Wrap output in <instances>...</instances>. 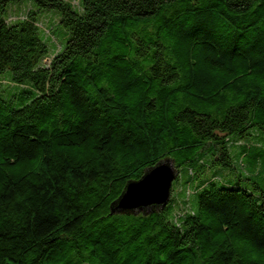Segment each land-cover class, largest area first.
I'll use <instances>...</instances> for the list:
<instances>
[{"label":"trees","instance_id":"1","mask_svg":"<svg viewBox=\"0 0 264 264\" xmlns=\"http://www.w3.org/2000/svg\"><path fill=\"white\" fill-rule=\"evenodd\" d=\"M20 1L0 0V264H264L259 159L217 170L264 152V0H33L60 14L54 54L35 12L8 21ZM165 159L168 204L112 213Z\"/></svg>","mask_w":264,"mask_h":264},{"label":"rangeland","instance_id":"2","mask_svg":"<svg viewBox=\"0 0 264 264\" xmlns=\"http://www.w3.org/2000/svg\"><path fill=\"white\" fill-rule=\"evenodd\" d=\"M72 4L78 9L80 7V0H72ZM30 11L36 13L38 17V26L43 31L44 36L51 39L50 46H53L51 54L58 52L60 48L62 49L65 46V42H63L65 39V33L63 32L64 29L59 24L60 14L57 10L40 9L35 5L33 0H22L20 2L11 3L9 5L8 21L14 22L17 20H21L25 17L26 13ZM50 59L51 57L46 58L44 60V64H48ZM11 77L12 74L10 71H6L0 74V95L7 99L10 97L11 92H14L16 90L14 89L15 85L10 82ZM257 132L260 133L259 131ZM245 142L248 146L246 150L247 155L242 157V159H239L235 151L231 152L233 169L217 168L219 172L218 174L223 178V180L238 182L243 177L242 167L250 170V168H253V164L258 158L259 166L260 168H262L263 174L260 177L255 178L256 180L254 179L253 181L258 183L260 188L264 191V152H262L258 145L255 144L260 143L256 138H249ZM261 145H263L264 148V142H262ZM184 177L185 175L182 174L178 181H174L173 188L179 187L178 189H180V187H183V182L186 180V178L184 179Z\"/></svg>","mask_w":264,"mask_h":264},{"label":"water","instance_id":"3","mask_svg":"<svg viewBox=\"0 0 264 264\" xmlns=\"http://www.w3.org/2000/svg\"><path fill=\"white\" fill-rule=\"evenodd\" d=\"M177 176L174 161H160L149 168L140 179L126 185L119 199L113 204L112 213L147 214L155 209H163L171 198L172 185Z\"/></svg>","mask_w":264,"mask_h":264}]
</instances>
